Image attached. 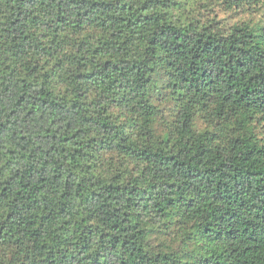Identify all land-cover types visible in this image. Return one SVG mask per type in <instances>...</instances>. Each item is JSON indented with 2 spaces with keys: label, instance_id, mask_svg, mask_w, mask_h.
<instances>
[{
  "label": "trees",
  "instance_id": "obj_1",
  "mask_svg": "<svg viewBox=\"0 0 264 264\" xmlns=\"http://www.w3.org/2000/svg\"><path fill=\"white\" fill-rule=\"evenodd\" d=\"M0 264H264V0H0Z\"/></svg>",
  "mask_w": 264,
  "mask_h": 264
},
{
  "label": "rangeland",
  "instance_id": "obj_2",
  "mask_svg": "<svg viewBox=\"0 0 264 264\" xmlns=\"http://www.w3.org/2000/svg\"><path fill=\"white\" fill-rule=\"evenodd\" d=\"M223 16V15H222ZM220 18H222V17H220ZM223 19V18H222Z\"/></svg>",
  "mask_w": 264,
  "mask_h": 264
}]
</instances>
